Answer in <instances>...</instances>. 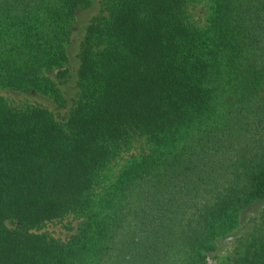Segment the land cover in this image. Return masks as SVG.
<instances>
[{"label": "trees", "instance_id": "16d2710c", "mask_svg": "<svg viewBox=\"0 0 264 264\" xmlns=\"http://www.w3.org/2000/svg\"><path fill=\"white\" fill-rule=\"evenodd\" d=\"M92 1L0 0V91L64 105ZM200 1L102 0L65 120L0 94V264H206L264 200V0ZM218 264H264V220Z\"/></svg>", "mask_w": 264, "mask_h": 264}, {"label": "rangeland", "instance_id": "374dc122", "mask_svg": "<svg viewBox=\"0 0 264 264\" xmlns=\"http://www.w3.org/2000/svg\"><path fill=\"white\" fill-rule=\"evenodd\" d=\"M211 1L213 0H201L196 7L191 10L195 19L199 20L206 17L211 12ZM102 10V0H93L92 4L86 8L78 11L76 15V21L74 24V33L70 43L67 45L68 60L66 67L68 68V79L61 84V88L64 92V96L67 102L64 105H60L53 98L38 91H15L11 89H1L0 94L7 102L19 109H25L29 106H41L51 110L58 120H65L70 113L72 105L78 96V71L81 64L80 50L82 42L85 38L87 26L91 20L98 15ZM55 71L53 72V74ZM240 224L228 232L226 236L218 239V249L212 253L209 261L206 264H218L222 259L224 260L227 255L235 250L239 237L244 234L253 231L258 222L264 220V200H259L249 206L241 214ZM78 219H75L73 215L66 216L64 218H58L48 221L42 228L43 231H47L50 235L60 238L62 240L70 237L77 228ZM7 225L15 227L14 220H8Z\"/></svg>", "mask_w": 264, "mask_h": 264}]
</instances>
